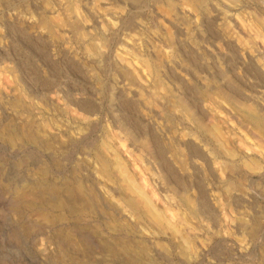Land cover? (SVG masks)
<instances>
[{"label":"rangeland","instance_id":"374dc122","mask_svg":"<svg viewBox=\"0 0 264 264\" xmlns=\"http://www.w3.org/2000/svg\"><path fill=\"white\" fill-rule=\"evenodd\" d=\"M185 3L195 5L196 11L186 10ZM236 3L241 7L231 6ZM160 5L172 11L171 18ZM245 10L264 15V4L260 0H0V68L11 65L27 95L43 105L39 111L61 124L55 135H25L22 112L33 119L36 112L16 111V98L0 90V264L264 261V227L247 252L240 250L233 236L224 234L227 226L211 197L219 176L203 146H214L213 113L217 121L228 115L237 119L225 105L253 102L264 111L256 99H264V68L257 62L264 56V44L255 42L256 56L242 46L239 38L251 36L235 13ZM53 29H58L60 39H52ZM124 60L134 63L129 66ZM128 103L134 105L132 113L128 111L130 120L123 108ZM110 129L127 139L133 155L142 153L146 164L159 169L166 182L162 193L182 196L196 190L193 215L208 220L212 229L204 244L197 241V258L180 256L182 240L172 232L141 235L140 225L125 224L127 217L106 200L101 188L112 185L85 158L100 151ZM193 133L200 137L199 143ZM154 135L164 147V158L183 178L182 185L171 180L157 157ZM192 146L202 156L192 153ZM120 156L131 166L122 151ZM115 161L120 163L111 160L114 169ZM228 179L256 188L264 186V171L251 173L240 166ZM112 191L120 195L118 189ZM241 203L242 198L234 197L232 206L239 209ZM224 211L226 216L227 208ZM44 213L47 219L38 218ZM235 231L240 234L239 225ZM158 243L167 244L170 252L158 248Z\"/></svg>","mask_w":264,"mask_h":264},{"label":"clouds","instance_id":"9594fccd","mask_svg":"<svg viewBox=\"0 0 264 264\" xmlns=\"http://www.w3.org/2000/svg\"><path fill=\"white\" fill-rule=\"evenodd\" d=\"M260 2L264 4V0H260ZM231 6L240 8L241 4L236 3ZM159 7L161 12L171 18L172 11L163 5ZM183 7L191 12L196 11L193 4L185 3ZM121 11L124 10L121 9ZM235 15L237 19L241 20L251 36L250 40L239 38L242 46L247 48L253 56H256L255 42L259 41L264 44V15H257L252 10H245L235 13ZM53 19L59 20L60 18L54 17ZM198 19L199 15L197 14ZM140 22L144 23V21ZM161 24H163V20H161ZM229 27H231L230 24ZM51 34L53 40L61 38L58 35V29H53ZM124 62L129 63V66L134 63L127 60ZM257 62L264 68V56L258 57ZM9 72L12 73L11 76L8 75ZM0 90L10 97L16 98L13 105L16 111L21 112L27 108L36 112L35 119L28 112H22V116L26 120L25 135L31 132L48 137L59 133L61 124L50 117L45 118L39 111L43 105L33 101L27 95L17 74L9 64L0 68ZM52 95L54 99L59 100L58 94L53 93ZM248 95L252 94L248 93ZM261 96L264 97V90L261 91ZM256 99L264 104V99L261 97H256ZM60 102L63 103L62 100ZM225 107L229 108L237 116V119L233 120L228 115L217 121L215 119L217 113H213L211 124L214 127V133L211 135L214 146L210 144L203 146L212 159L213 170L219 176V184H217L216 190L211 192V197L212 203L220 208L223 224L227 226L224 234L233 236L240 243V250L247 252L259 239L258 233L264 227V186L257 185L256 188H253L247 182L238 184L230 181L228 175L240 166L251 173L264 171V111L253 102L236 107L227 104ZM72 112L74 115H79L74 110ZM192 136L198 143L200 142L198 135L193 133ZM121 151L132 161L131 166L120 156ZM85 159L95 165L98 175L107 178L112 188H116L120 192V195H116L112 188L106 186L101 188L106 200L127 217L124 221L125 224L131 225L132 222H135L140 225L141 235L152 237L166 236L172 232L182 240V246L178 249L180 256L186 257L188 260L197 258V253L200 251L196 246L197 241L204 244L207 233L212 229L208 220L193 215L197 209V202L192 198L196 195L195 189L192 190L191 195L184 193L182 196H177L172 192L162 193L160 188L161 186L166 187V182L159 169L154 171L151 166L146 164L142 153L133 155L131 149L127 147V139L121 138L120 134L115 131H111V135L101 142L100 151ZM111 160H119V167L114 169L110 164ZM197 163L204 167L201 161L197 160ZM113 171H116L115 176L112 175ZM205 176L208 177L207 171H205ZM208 188H213L212 183H208ZM234 197L242 198L239 209L232 206ZM225 208H227L226 216ZM47 216L48 214L44 213L38 218L47 219ZM237 225L240 226L239 235L235 231ZM202 234L204 238H202ZM156 246L170 252L167 244L158 243ZM257 264H264V261H258Z\"/></svg>","mask_w":264,"mask_h":264},{"label":"bare ground","instance_id":"6f19581e","mask_svg":"<svg viewBox=\"0 0 264 264\" xmlns=\"http://www.w3.org/2000/svg\"><path fill=\"white\" fill-rule=\"evenodd\" d=\"M20 33H22V32H20ZM36 47H38V46H36ZM133 106L134 105H131L129 103H128V105L126 104V106H125V104L123 105L124 111H127L126 112L127 113L126 115L129 116V117L126 116V119H129V120L131 119V115H130L129 112L131 111V113H132ZM127 109H129V110H127ZM151 138L155 142L156 155H157V157H159V159L164 164V168L167 171V173L169 174L171 180L179 183V185H182L184 183L183 178L176 173V171H175L174 167L171 165V163H169L166 160V158H164L165 151H164L163 145L160 143V139L156 135L152 136ZM191 152L194 153L197 156H202V154L199 152V150L196 147H194V146L191 147ZM119 165H120V163H118L117 161H115V168H118ZM103 179H104V181H108L107 178H103ZM201 194H202V197L204 198L205 197V191L204 190H201ZM203 205H205V202L203 203Z\"/></svg>","mask_w":264,"mask_h":264}]
</instances>
